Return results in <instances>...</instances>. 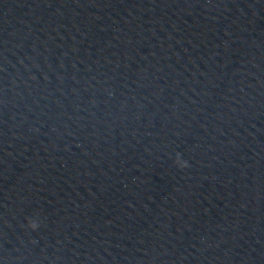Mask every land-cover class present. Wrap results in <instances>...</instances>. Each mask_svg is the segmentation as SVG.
<instances>
[{"label": "clouds", "instance_id": "obj_1", "mask_svg": "<svg viewBox=\"0 0 264 264\" xmlns=\"http://www.w3.org/2000/svg\"><path fill=\"white\" fill-rule=\"evenodd\" d=\"M177 163L180 164L181 167H186V162H181L179 161V158L177 159ZM29 226L32 228V229H36L38 227V224L36 221H30L29 223Z\"/></svg>", "mask_w": 264, "mask_h": 264}]
</instances>
